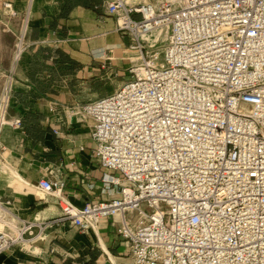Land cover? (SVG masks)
I'll list each match as a JSON object with an SVG mask.
<instances>
[{
    "label": "built area",
    "instance_id": "built-area-1",
    "mask_svg": "<svg viewBox=\"0 0 264 264\" xmlns=\"http://www.w3.org/2000/svg\"><path fill=\"white\" fill-rule=\"evenodd\" d=\"M105 5L141 65L116 93L80 108L107 172L101 195L78 210L66 203L46 223L21 219L15 238L0 233V254L57 223L87 230L111 220L133 264H264V0ZM12 6L7 17L20 18L0 84V155L4 127L22 125L9 113L29 47V10ZM158 31L166 43L145 40ZM65 186L56 176L38 184L59 200Z\"/></svg>",
    "mask_w": 264,
    "mask_h": 264
},
{
    "label": "crops",
    "instance_id": "crops-1",
    "mask_svg": "<svg viewBox=\"0 0 264 264\" xmlns=\"http://www.w3.org/2000/svg\"><path fill=\"white\" fill-rule=\"evenodd\" d=\"M9 1L20 15L29 10V47L16 68L9 113L22 125L7 128L2 138L0 199L11 202L0 218L4 229L6 223L19 228L22 220L46 223L61 214L65 202L39 192L43 178L64 180L62 197L76 208L100 197L107 172L94 157L92 123L80 108L129 80L124 69L133 56L122 57L132 40L116 32V17L105 0ZM19 18L0 26V84L12 64ZM41 235L1 253L0 264H133L111 220L87 230L65 221Z\"/></svg>",
    "mask_w": 264,
    "mask_h": 264
},
{
    "label": "bare ground",
    "instance_id": "bare-ground-1",
    "mask_svg": "<svg viewBox=\"0 0 264 264\" xmlns=\"http://www.w3.org/2000/svg\"><path fill=\"white\" fill-rule=\"evenodd\" d=\"M148 0H141L140 2H138V0H126V2L128 3V4H131V5H135V4H137V3H145V2H147ZM124 20L125 19H123V18H121L120 19V24H123V22H124ZM145 40H147V41H149L150 43H154V42H157V41H159V42H162V43H166V41H167V34H165L164 32H162V31H158L157 33H155L153 36H147L146 38H145ZM135 54L130 58V60H131V65L133 66V67H139L140 65H141V55H140V53L139 52H134ZM116 93V92H115ZM114 94V93H113ZM7 128H10L8 125L7 126H5L4 127V129H3V131H2V138H3V134H4V131L7 129ZM6 152V151H5ZM5 152H3L2 154H4ZM2 154L0 155V158H1V156H2ZM105 179L107 180V181H114V182H118V179L116 178V177H113L112 175H110V174H107L106 175V177H105ZM38 187V186H37ZM38 190H39V192L40 193H42V194H44V195H46V196H48L47 195V193L45 192V191H43L42 189H40L39 187H38ZM59 197V196H58ZM60 197H62V196H60ZM60 201H62V202H65V203H70L69 201H67V200H64L63 198H62V200L60 199ZM71 204V203H70ZM75 207V206H74ZM75 209L76 210H78V209H80V208H76L75 207ZM4 210V211H3ZM8 210L6 209V207H5V205H0V212L3 214V215H1L0 214V218H2L6 213L5 212H7ZM9 212V211H8ZM19 220L21 221V219L19 218ZM7 225H6V229H4V223L0 220V230H3L4 229V231H2V232H0V233H4V234H6L9 238H15L16 237V235L18 234V230H19V228H16L14 225H12L11 223H6ZM95 226H97V225H92V226H90V228L89 229H92V228H94ZM42 236L43 235H40V236H38V237H36V238H34V239H32L31 241H33V240H37V239H40V238H42ZM28 242H21V243H17V244H15V246H20V245H23V244H27Z\"/></svg>",
    "mask_w": 264,
    "mask_h": 264
},
{
    "label": "rangeland",
    "instance_id": "rangeland-1",
    "mask_svg": "<svg viewBox=\"0 0 264 264\" xmlns=\"http://www.w3.org/2000/svg\"><path fill=\"white\" fill-rule=\"evenodd\" d=\"M141 0H138V2H140ZM5 2L6 3H8V2H10L9 0H0V26L2 27V28H4L3 27V24L6 22V21H8V17L7 16H5L4 15V4H5ZM135 18H138V17H135ZM7 19V20H6ZM135 53H134V50H132L131 48L129 49V50H127L126 51V54H123L122 55V57H125L124 59H129V57H131L132 55H134ZM128 63H125V71H126V73L128 74L127 75V77H129L130 78V75H129V73H128V69L130 68V61H127ZM125 73V72H124ZM112 87H116V85H115V83H112V85H111V88ZM66 206V203H62L61 204V208H63V207H65ZM0 214L1 215H3L1 212H0ZM0 231H2V230H0Z\"/></svg>",
    "mask_w": 264,
    "mask_h": 264
}]
</instances>
